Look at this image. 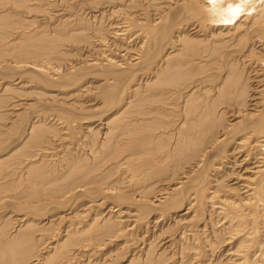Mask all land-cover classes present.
Masks as SVG:
<instances>
[{
	"label": "bare ground",
	"instance_id": "1",
	"mask_svg": "<svg viewBox=\"0 0 264 264\" xmlns=\"http://www.w3.org/2000/svg\"><path fill=\"white\" fill-rule=\"evenodd\" d=\"M55 1L0 0V58L10 56L13 66L23 69L14 71L26 75L28 72L32 79L48 74L46 69H51V62L64 60L66 52H61L64 41L84 42L88 52L83 55L85 63L79 64L102 77H92L96 78L93 86L88 85L89 79H83L86 90L81 89L84 85H77L75 93H65L60 98H54L58 93L48 95V99L59 103L62 112L70 111L76 119L64 124L58 115L60 123L55 114L51 116V104L42 103L41 109L33 111L34 115L26 120L25 134L19 136L22 138L9 142L0 152L3 158L0 164L13 160L3 168L1 176L9 183L17 182L10 198L23 199L32 211L49 206L47 200L51 198L53 204L63 198L67 200L69 195L75 200L82 196L90 198L95 193L100 199L112 197L116 204L107 205L106 214L115 215V219L84 215L96 197L81 203L82 212L76 207L61 209L56 218L66 221L72 217L68 224L71 229L63 224L67 230L63 229L59 238L51 239L45 255H40L41 252L38 255L42 258L36 257L31 262L41 264L42 260L48 264L57 251L64 258L68 256L69 245L73 246V255L96 250L99 256V250L107 244L133 235L132 231L138 229L137 222L139 228L145 229L141 219L147 206H152L170 211V220L177 222L176 238L171 234L169 240L178 242L181 259L173 261L174 251L166 252L172 250L171 243L159 246L167 235L158 241V236L153 237L144 245L146 234L138 237V244L132 248L136 252L128 256L126 264H264V250L258 243L264 238V114L259 108L262 104L264 109V0H60L67 2L68 7L74 2L73 8L80 7V11L72 10L57 19L53 13V17L49 16L47 10L53 2L56 5ZM174 8L181 9L179 21L165 27L164 21ZM33 11L43 13L38 16ZM35 22L36 27H30ZM187 26L198 27L199 36L187 34L190 30ZM88 37L100 39L95 42ZM111 41L116 49L110 48ZM113 50L122 53L117 55ZM94 55L100 56L102 63L94 60ZM3 60L4 65L8 63ZM47 61L51 67L45 69ZM72 66L79 68L76 64ZM100 66L104 68L95 72ZM44 70L47 72L43 73ZM49 75L45 79L51 84L61 81L71 87L77 84V76L71 69L56 70ZM115 77L123 80L119 94H115L112 81L107 85ZM256 78L261 84L258 91L251 88ZM37 79L43 80V76ZM56 86L59 87L58 83ZM38 96V100L45 98V94ZM72 96L93 102L72 105L73 101L65 100ZM256 96L260 97L258 101ZM96 99L100 101L94 106ZM34 104L12 103L9 109L15 107L12 112L19 119L24 109ZM19 105H23L21 111ZM83 113L89 116L83 117ZM64 129L71 130L66 132L67 138L58 134ZM4 142L0 132V144ZM42 144L51 150L47 146L39 148ZM45 149L50 151L48 156L45 151L39 153ZM124 205L135 209L133 227L124 228L125 219H118L119 214L131 215ZM203 213L211 217L202 221L203 229L196 232L189 228L194 233L188 236L186 225L181 227L183 221L196 219L197 225ZM18 219L25 221L22 227L32 225L36 231L48 228L36 227L34 220L24 216ZM31 233L23 232L21 240L16 239L17 245L20 241L21 244L33 241ZM16 241L9 240L6 244L13 247ZM199 241L207 246L206 250ZM128 242L115 243L113 249L127 247ZM9 247L5 245L6 249ZM65 259L69 260V256Z\"/></svg>",
	"mask_w": 264,
	"mask_h": 264
},
{
	"label": "rangeland",
	"instance_id": "2",
	"mask_svg": "<svg viewBox=\"0 0 264 264\" xmlns=\"http://www.w3.org/2000/svg\"><path fill=\"white\" fill-rule=\"evenodd\" d=\"M60 0H56L55 1V3H56V5L59 3V7L57 6L56 7V5H54V2H53V4L47 9V10H50L49 11V16H50V14H54V17H55V15H56V17H55V19H57V18H60V15L61 16H63L64 14H69V13H71L72 12V10H78V11H80V7H77V8H73V3L74 2H71L70 3V1H69V7H68V3L67 2H64V1H60ZM65 3V4H64ZM62 5H63V8L65 7L66 8V10L65 9H63L62 8ZM66 5H67V7H66ZM71 7V8H70ZM54 8V9H53ZM18 10H20L19 8H17ZM16 9V10H17ZM61 9V10H60ZM17 10V11H18ZM57 11H60V12H57ZM37 12H39V15H38V13H36V11L34 12L33 11V14H36V15H38V16H41L42 15V13L43 12H41V11H37ZM180 12H181V9L180 8H174V9H172L171 11H170V13L167 15V19L164 21V24L163 25H165V27H169L170 26V23L171 22H174V21H179V17L181 16L180 15ZM61 13V14H60ZM53 14L51 15L52 17H53ZM63 14V15H62ZM178 14V15H177ZM48 15V14H47ZM81 16V15H80ZM178 16V17H177ZM82 17V16H81ZM29 19H32V18H29ZM80 20H82L81 18H80ZM51 21H53V20H51ZM54 22V21H53ZM60 22V20L59 21H55L54 23H59ZM62 22V21H61ZM63 22H64V20H63ZM66 22V21H65ZM188 22H190V21H187V23ZM25 23L26 24H28V22H26L25 21ZM36 23V22H35ZM32 24L30 27H36V25L38 24V23H36V24ZM67 23H69V22H67ZM29 25V24H28ZM66 27H67V29H68V26H69V24H67V25H65ZM6 27H8V26H6ZM187 27L190 29H187ZM186 28H185V31H188L187 32V34H189L190 36H199V33H198V27H193V28H191V26H187ZM45 29H47V31H50V29L49 28H45ZM187 29V30H186ZM10 30H14V29H12V28H10ZM51 30H52V26H51ZM195 30V31H194ZM194 31V32H193ZM190 32V33H189ZM191 33H192V35H191ZM89 38V40H93V41H97V40H99L98 39V37H88ZM108 40V39H107ZM111 40V39H110ZM243 40H245L246 42L248 41L247 39H243ZM65 43H64V45L63 46H61V52H63V53H65L66 52V54H65V56H64V60L61 62H59L58 63V61H56L55 59H51V60H55L56 62L55 63H53V62H51L52 63V67H51V65H49L48 66V62L49 61H47V66L45 67V69L47 68V67H51V69L50 68H47L46 70L48 71H46V70H44V72L43 73H45V72H47L48 74H45V75H41V74H39V75H41V77L43 76V80L42 79H37V78H41V77H39V75L38 74H36V75H38V77L37 76H34L32 79H33V81H32V79L30 78L29 79V74H28V72H27V75H26V73H22L23 75H25L24 77H23V75L22 74H20V73H18V72H22V70L23 69H19V68H15L14 66H13V64L14 63H12L11 61H13V59L12 60H9L11 57L10 56H6V57H4V58H0V132H1V134H2V136H3V139H5V142L3 143V144H0V152L1 153H3V151L2 150H4L5 149V147L6 146H8V145H10L11 144V142L13 143V141L15 140V139H18V138H22V137H19L21 134H25V129H26V126H27V123H26V120H28L29 119V117H31V116H33L34 114H32V113H34V112H36V111H39V109H41V106H42V103H46L47 105H49V104H51V105H49V106H51L50 107V113L52 114L51 116H54V114H55V118H56V121H58V122H60V120H59V118L60 117H62L61 118V120L63 119V121H64V124H68L67 122L68 121H70V119H76V116L74 115V114H71L70 113V111H69V113L68 112H62L61 110H60V106H59V103L57 102V104H56V102H55V100L53 101V99L52 100H50L51 98H49L48 99V97L49 96H51L52 94H57L58 93V97H54V98H60L61 97V95H64L65 93H69V92H71V93H75V90H76V86L77 85H79V87L80 86H83L84 85V82L87 80V79H89V81H91V82H89L88 83V85L89 86H91V84H92V86H93V84L95 83V82H93L97 77H99V79H100V77H102V76H100L99 74H98V76L97 75H94V73H90L89 71H88V69L87 70H85V69H83V64H79L80 62H83V63H85L84 61H83V59H85V56H83L84 55V52L85 51H87V49H85L84 48V45L86 44V43H84V42H74L73 40H66V41H64ZM112 43H110L109 42V44L111 45L110 46V48L112 47V49H116V44H115V42L114 41H111ZM76 44V45H75ZM78 45V46H77ZM77 47H79L81 50H83V51H81L80 49H77ZM81 47H83V48H81ZM65 48V49H64ZM69 49H71L70 51H69ZM68 50V51H67ZM72 53V54H68V53ZM88 52V51H87ZM113 52L114 53H116L117 55H119V54H121V53H119V51L118 50H113ZM77 54V55H76ZM10 57V58H9ZM95 58H97V60L99 61V62H101V57L100 56H96V55H94V60H95ZM4 59V60H3ZM43 59V58H42ZM2 60L5 62V60H8V63H6L5 65L2 63ZM50 60V61H51ZM67 61L68 62H70V63H67ZM103 61V60H102ZM39 63L41 62L40 61V59H39V61H38ZM2 63V64H1ZM11 63V64H10ZM50 63V62H49ZM102 63V62H101ZM9 64H10V66H9ZM44 64V63H43ZM57 64H58V66H57ZM77 65V66H79V68L78 67H73L72 65ZM55 65H56V67H55ZM68 65V66H67ZM80 65H82V66H80ZM5 66H6V68H5ZM7 66H9L8 68H7ZM64 66L66 67V68H64ZM73 68H72V67ZM62 67V68H61ZM11 68H12V71H11ZM77 68V69H76ZM103 69L104 68V66L103 67H97V68H95V72L96 71H98V69ZM255 68H257V69H255ZM67 69V70H66ZM73 70V72L75 73V75L77 76V84L75 85V84H72V87L71 86H69V84L68 83H65V82H63V81H61L60 83L59 82H55V83H53V84H56L57 85V83H58V86L59 87H57L56 85H53V84H51L50 82L48 83L47 81H48V79H45V78H47L46 76L47 75H49V76H51V74H52V72H56V70H58V72H61V71H69V70ZM254 69L255 70H260L258 67H254ZM18 71V72H15V71ZM51 70V71H50ZM14 72L16 73V74H14ZM18 74V75H17ZM45 76V77H44ZM86 76V77H85ZM97 76V77H96ZM23 77V78H22ZM36 77V78H35ZM90 77V78H89ZM92 77H96L95 79H92ZM20 78V79H19ZM119 78H121V77H115L114 79H109L108 80V82H107V85H111V81H112V83H113V85L116 87V89H115V91L117 90V92L115 93V94H119L118 92H119V89L121 88V86H122V82H123V80H122V78H121V81H120V79ZM28 79V80H27ZM85 81H84V80ZM119 79V80H118ZM31 80V81H30ZM34 80H35V82H34ZM36 80H38V81H40L39 82V84H36ZM60 79H58L57 81H59ZM38 81H37V83H38ZM29 82V83H28ZM30 82H32V83H30ZM43 82H47L46 83V85H45V83H43ZM63 82V83H62ZM80 82V83H79ZM118 82V83H117ZM51 84V85H50ZM253 84V85H252ZM251 84V88H253V89H256L257 88V90L256 91H258V89H260L261 88V84L257 81V78L254 80V83H252ZM254 84H256V85H254ZM4 85V86H3ZM71 85V84H70ZM85 85H86V83H85ZM85 85L81 88L82 90H86V89H84V87H85ZM106 85V86H107ZM6 86H10V87H8L6 90H5V88L4 87H6ZM257 86V87H256ZM107 87H109V86H107ZM119 87V88H118ZM258 87H260V88H258ZM12 90H11V89ZM13 88H14V90H13ZM39 88V89H38ZM56 88V89H55ZM60 88V89H59ZM16 89V90H15ZM37 89H38V92H39V94H38V92L36 93L35 91H37ZM58 89V90H57ZM55 92H53V91ZM41 91H45V92H41ZM48 91V92H47ZM58 91V92H57ZM41 92V93H40ZM50 92V93H49ZM34 93H36L37 94V96L38 95H43L44 96V94H45V98H43V99H41L40 98V100H38L39 99V97L40 96H38V99H36L37 98V96L35 97V94ZM48 93V94H47ZM52 93V94H51ZM60 93V94H59ZM78 93V92H77ZM47 94V95H46ZM91 94H93V93H91ZM49 95V96H48ZM75 95H77V94H75ZM94 95V94H93ZM121 95H125V91H123L122 92V94ZM259 96V95H258ZM258 96H256L255 97V100L256 101H258L259 100V98L260 97H258ZM53 97V96H52ZM74 96H72V97H69V98H66L65 100L66 101H69L70 103L72 102V105L73 104H77L78 102H81V104H83L84 102L87 104L88 102V104H91L92 102L91 101H88V102H86L88 99L87 98H85V97H76L75 96V98H73ZM91 97V96H90ZM73 98V100H71ZM257 98V99H256ZM81 99V100H80ZM87 99V100H86ZM34 101V102H32V101ZM42 100V101H41ZM44 100H46V101H44ZM48 100L50 101L49 103H48ZM75 100V101H74ZM86 100V101H85ZM37 101H38V103H37ZM39 101H41V102H39ZM52 101V102H51ZM84 101V102H83ZM99 99H96V101L94 100V106H96V104L97 103H99ZM255 101V102H256ZM27 102V104H29L30 102L32 103V104H34V105H32V106H29L27 109H24L25 111H23L24 113H23V115H22V117L21 118H16L15 119V115L13 114V108L15 109V107H13L12 109H9L11 106V104L13 103H22V104H25V103ZM55 104V105H54ZM72 105H71V108H73L72 107ZM84 105V104H83ZM21 106H23V105H19L17 108H19L20 107V110L19 111H21L22 110V107ZM25 106V108L27 107L26 105H24ZM54 106H57V108L56 107H54ZM75 106V105H74ZM90 106V105H89ZM260 107V109L262 110V112H263V114H264V109H263V106H262V104H260L259 105ZM262 106V107H261ZM33 107V108H32ZM53 108H55V109H53ZM102 108L104 109V106H102ZM59 110V112H57ZM15 111H17V110H15ZM34 111V112H33ZM73 113H74V111H73ZM32 114V115H31ZM61 114V115H60ZM85 113H83L82 114V116L83 117H86V116H89L88 114L85 116L84 115ZM58 115L60 116V117H58ZM69 115V116H68ZM58 117V118H57ZM263 117H264V115H263ZM58 119V120H57ZM65 119V120H64ZM17 120V121H16ZM68 120V121H67ZM260 121H262V117L260 118ZM15 123V124H10V123ZM26 123V124H25ZM61 123V122H60ZM11 125V126H10ZM13 126V127H12ZM68 126V125H67ZM69 128V127H68ZM11 130V131H10ZM63 131H65V132H63ZM61 130L60 132H62V133H58V134H61V136L64 134L65 135V137L67 138V135H66V132H69V131H71V130H69V129H64V130ZM55 138H57V136L55 137ZM9 142H10V144H9ZM57 143V142H56ZM55 143V144H56ZM31 146V149H32V145H30ZM45 146H47V148H48V150H51L50 148H49V146L48 145H45V144H42L39 148H41V147H44V148H46ZM47 149H45V150H40V152L39 153H41V151H45V152H47V156H48V152H50V151H48ZM59 150H62V147L59 149ZM39 151V150H38ZM0 153V154H1ZM42 154H45V153H42ZM59 155V154H58ZM55 158V156L53 157V158H49V159H54ZM1 160L3 159V158H0ZM44 160H47V158H44ZM13 162V160H7L4 164H0V185H2L1 187H0V263H2V264H10V263H12V264H33L34 262H31V261H33V259L34 258H36V257H38V255H39V253H40V255H45V247H47V245H49V243L51 242V239H55V238H59L60 237V235H62L63 234V229H65V230H70L71 229V227H68V224H69V222L71 221V218L70 219H67L66 221H62V220H58L57 218H56V213L57 212H59L61 209L63 210H65L68 206L69 207H72V208H75V209H82L83 207H81V203H84V202H87L88 201V199L90 200V199H92V198H94V197H96V198H98V199H96V200H92V201H90L93 205H92V208L90 209V208H88L86 211H85V213H84V215L85 216H88V217H90L91 215L93 216V215H98V216H103L104 215V217L105 218H108V216H111V217H109V219H110V221L112 220V219H115L114 218V216L115 215H107L106 213H107V205H112L113 203H115L114 201H113V199H112V197L110 198V196H106V197H103V196H101L102 198L100 199V197L97 195V194H93L90 198H87V197H80L79 199L78 198H75V200H74V198H72V196H70L69 195V198H68V196H66V199L68 200H64L65 198H63L62 199V201L61 200H58V201H56V202H58V203H55V202H53V204H51V202H52V200L51 199H53V198H51V199H49V200H47L49 203H47V204H49V206L48 205H46V207H44L43 206V208L42 207H37V209L36 210H33L32 211V209H31V207H30V205H28V203L26 202V201H23V199H21V198H16V199H13L12 200V197L10 198V195L12 194V192H14L15 190H14V188H13V186H15L16 184H17V182H15V183H9V181H5V180H3V177L1 176V173H3V172H5V170L3 169V168H5L6 166H8L9 164H11ZM3 171V172H2ZM24 185L22 184V187H23ZM128 189V188H127ZM20 191V189L18 190V192ZM2 197V198H1ZM20 197V196H19ZM64 200V201H63ZM59 201H61L62 203L60 204V202ZM95 201V202H94ZM112 201V202H111ZM71 202V203H70ZM75 202V203H74ZM77 202V203H76ZM73 203V204H72ZM100 203V204H99ZM112 203V204H111ZM148 204V202H145V205H147ZM56 204H58V205H60L59 207H58V205H56ZM116 204V203H115ZM62 205V206H61ZM65 205V206H64ZM71 205V206H70ZM75 205V206H74ZM78 205V206H77ZM95 205V206H94ZM52 206V207H51ZM113 206V205H112ZM137 206V205H136ZM49 207H51V208H49ZM66 207V208H65ZM124 207H126L125 205L123 206V208ZM128 207V206H127ZM126 207V208H127ZM138 207V206H137ZM148 208L146 209V210H144L145 211V213L143 214V218L141 219V221H143L141 224H145L144 226H146V228L145 229H141V228H139V222H137V227H138V229L137 228H135L136 229V231L135 230H133L132 232H133V235H131V236H128L126 239H118V241H116V242H113L112 244H107L106 245V247H104L103 248V250H99V256H97L98 254L94 251H91L92 252V255H91V252L90 251H88V252H86L85 254H83L82 252H80V253H78L77 255H73L72 253H73V246H68V248H67V250H69L68 252H67V255L69 256V260H67V259H65L66 257H68V256H66V257H64L63 258V256L61 255V254H59V252L57 251V253L54 255L55 257H52V260H49V262H48V264L50 263V264H59L58 263V261L60 262V260L61 261H63V263L64 264H66V263H69V264H88V261L90 260V262H89V264H126L127 263V260H129V257H130V255L131 254H134L136 251L135 250H133L132 248H134L137 244H138V242H137V240L139 239L138 237H140L141 235L143 236V235H146L147 234V236H145V244L144 245H146V244H148V241H152L153 240V237H156V236H158V238H157V241H158V239H160V238H163V237H165L166 235L168 236H166L164 239H162V243H160L159 244V246L161 247V246H163V245H170L169 243H171L172 244V250L171 249H169V251H166V252H170V251H174L173 253H172V257L174 258V260H173V258L171 259V260H173V261H175V260H177V259H181V254H178V253H181V251L179 250V247H178V242H176L177 244H174V242L173 241H170V240H172L171 238H172V235L175 237L176 235V233L174 232L175 231V229H176V223L177 222H174L173 220H172V218H171V220H170V217H169V215H170V211H168L167 212V210H162V209H160V207H150V206H147ZM130 209H128L127 208V210H125V211H127L128 212V210H129V212L131 213V215L133 214V212H134V214H135V209H134V207H133V209L131 208V207H129ZM46 209V212L48 211V210H50L47 214H45L44 212H42L43 210H45ZM68 209H70V208H68ZM74 209V210H75ZM78 209H77V211H78ZM81 209H80V212H82L81 211ZM40 210H42V211H40ZM63 210V211H64ZM37 211V212H36ZM91 211V212H90ZM163 211V212H162ZM79 212V213H80ZM89 214V215H87V213ZM184 211H181L180 213H183ZM68 213H70V212H68ZM67 213V214H68ZM94 213V214H93ZM136 213H137V211H136ZM158 213H159V215H158ZM28 214V215H27ZM42 214V215H41ZM130 215L129 213L127 214H123V216L122 215H120L119 214V217H118V219H125V223L124 224H127L126 225V227H124V228H127V227H133V226H135V219H136V216L135 215ZM130 215V216H129ZM162 215V216H161ZM22 216H24L25 218L27 217V219L29 218V219H32V223L36 226V227H43V228H45V227H48L47 229H44V231L43 230H40V231H36V228L35 227H32V225H29L28 227L27 226H25V227H22L21 226V224H23V222H25V221H23V222H21L18 218L19 217H22ZM39 216H40V218H39ZM50 218H49V217ZM97 216V217H98ZM49 218V220L48 219H46V218ZM57 219H55V218ZM132 217V218H131ZM152 217H156L155 219L156 220H152L153 218ZM211 216L210 215H206V213H203V215L201 216V217H199V220L200 221H198V223H197V225H196V219H193V220H188L189 218H187L186 220H184L183 221V224H182V226L181 227H184L185 225H186V228L185 229H189V228H193V230L195 229L196 230V232H197V230H198V228L199 229H203V225H202V221L203 220H206L207 218H210ZM164 218V219H163ZM44 219V220H43ZM55 219V220H54ZM212 219V218H211ZM19 220V221H18ZM40 220V221H39ZM72 220H74V219H72ZM150 220V221H149ZM187 220H188V223H189V225L187 224ZM39 221V222H38ZM68 221V222H67ZM140 221V222H141ZM152 221V222H151ZM155 221H156V223H155ZM38 222V223H37ZM43 222H44V224H43ZM46 222H48V223H46ZM49 222H50V224H49ZM55 222V223H54ZM57 222V223H56ZM63 222V223H62ZM146 222V223H145ZM151 222V224H149ZM166 222V223H165ZM168 222V223H167ZM171 222V223H170ZM173 222H174V224H173ZM186 222V223H185ZM40 223V224H39ZM51 223H54V225L52 224L51 225ZM84 223H86V222H84ZM148 223V224H147ZM155 223V224H154ZM46 224H47V226H46ZM66 226L67 225V227H65L64 225ZM132 224V225H131ZM162 224V226H160ZM167 224V225H166ZM169 224H171L170 226H169ZM173 224V225H172ZM195 224V227L193 226ZM26 225V224H25ZM44 225V226H43ZM51 225V226H50ZM57 225V226H56ZM188 225V226H187ZM198 225L200 226V227H198ZM30 226L32 227V228H30ZM50 226V227H49ZM53 226V227H52ZM56 226V227H55ZM160 226V227H159ZM166 226H167V228H166ZM169 226V227H168ZM217 226H218V224H217ZM27 227V228H26ZM56 229H58V230H56ZM156 227V228H155ZM210 227V225L209 224H207V226H206V228L208 229ZM19 228H20V230H19ZM29 228V229H28ZM67 228V229H66ZM170 228V229H169ZM205 228V229H206ZM18 229V231H16ZM28 229V230H27ZM33 229V230H32ZM55 229V230H54ZM155 229V230H154ZM206 229V230H207ZM13 230V231H12ZM15 230V231H14ZM34 230H35V232H34ZM49 230V231H48ZM52 230V231H51ZM145 230H146V232H145ZM194 230V231H195ZM10 231H12V232H10ZM29 231V232H28ZM57 231V232H56ZM59 231L61 232V233H59ZM138 231H139V233H138ZM208 231H209V229H208ZM15 232H16V234H15ZM23 232H27V233H31L32 235H33V237L36 239V242H35V239L33 238V241H31L30 243H23V244H21V241H20V244H19V246L17 245V242L18 241H16V239H20L21 240V235H23ZM145 232V233H144ZM10 233V234H9ZM152 233H154V234H152ZM161 233V234H160ZM194 233V232H193ZM192 233V231L191 230H188V236H190V234H193ZM2 234H4V235H2ZM12 234V235H11ZM137 234V235H136ZM155 234H157V235H155ZM172 234V235H171ZM9 235V236H8ZM15 235V236H14ZM44 235V236H43ZM36 236V237H35ZM43 236V237H42ZM162 236V237H161ZM7 237H8V239H7ZM11 237V238H10ZM15 237V238H14ZM126 237V236H125ZM131 237V238H130ZM70 238V237H69ZM152 238V239H151ZM176 238V237H175ZM37 239H38V241H37ZM39 239H40V241H39ZM129 239H130V241H129ZM170 239V240H169ZM263 240H264V238H262ZM262 239H260L259 241H258V243L260 244V245H262L261 246V250H264V241L262 240ZM7 240V241H6ZM10 240V242L11 243H13V241L15 240L16 241V244H14V246L12 247V245H9L8 244V246H10L9 248H5V245H6V247H8L7 246V242ZM71 239H69V241H70ZM6 241V242H5ZM122 241H129L128 242V244L126 245L127 247H124V248H122V249H117L116 250V248L115 249H113L114 248V245L113 244H115V243H122ZM156 241V242H157ZM170 241V242H169ZM4 242H5V244H4ZM33 242H35V243H33ZM155 242V243H156ZM9 243V242H8ZM32 243V244H31ZM131 243V244H130ZM199 243H200V247L202 248L203 247V249H205L206 250V248L205 247H207V246H204L200 241H199ZM34 244V245H33ZM38 244V245H37ZM130 244V245H129ZM157 244V243H156ZM156 244H154V245H156ZM163 244V245H162ZM201 244L203 245V246H201ZM16 245V246H15ZM23 245V246H22ZM31 245V246H30ZM36 245V246H35ZM129 245V246H128ZM177 247H176V246ZM50 246V245H49ZM175 246V247H174ZM2 247L4 248V249H2ZM27 249H26V248ZM31 247V248H30ZM35 247H37L36 249H35ZM228 247V245H226V246H223V247H221V250L222 249H225V248H227ZM71 248H72V250H71ZM118 248H119V246H118ZM130 248H131V250H130ZM170 248H171V246H170ZM6 249V250H5ZM9 249V250H8ZM20 249H21V251H20ZM25 249V250H24ZM11 250V251H10ZM49 250V249H48ZM110 250H112V251H110ZM133 250V251H132ZM176 250V251H175ZM9 251V252H8ZM13 251V252H12ZM17 251V252H16ZM51 251V250H50ZM103 251V252H102ZM147 250H145V252H146ZM180 251V252H179ZM8 252V253H7ZM110 252V253H109ZM113 252V253H112ZM155 252H158L157 251V246H156V249H155ZM166 252H165V254H166ZM221 252V251H220ZM6 253H7V255L9 256H7L6 255ZM11 253H14L13 255L11 254ZM15 253H17V254H15ZM70 253L74 256L73 257V259L75 258V260H73L72 261V259H71V257H72V255H70ZM90 253V254H89ZM103 253V254H102ZM167 253V254H168ZM175 253V254H174ZM4 254V255H3ZM10 254V255H9ZM20 254V255H19ZM88 254L90 255V256H88ZM94 254L96 255V257L94 256ZM111 254H112V256H111ZM221 254H222V252H221ZM225 254V253H224ZM223 254V255H224ZM3 255V256H2ZM17 255H18V257H17ZM26 255V256H25ZM60 257H59V256ZM180 255V256H179ZM14 256H16L15 258H14ZM78 256H80L79 258H78ZM101 256V257H100ZM129 256V257H128ZM6 257V258H5ZM87 257V258H86ZM99 257V258H98ZM16 258H17V260L18 259H20V261L18 260V263L17 262H15V260H16ZM38 258H42L41 256H39ZM62 258V259H61ZM79 260H78V259ZM90 258H92V259H90ZM104 258V259H103ZM127 258V259H126ZM143 258V257H142ZM223 258V257H222ZM9 259V260H8ZM13 259V260H12ZM60 259V260H59ZM111 259V260H110ZM113 259V260H112ZM30 260V261H29ZM67 260V261H66ZM11 261V262H10ZM14 261V262H13ZM85 261V262H84ZM94 261V262H93ZM20 262V263H19ZM23 262V263H22ZM28 262V263H27ZM36 262V261H35ZM39 262H41V264H47V262H45V261H42V260H40ZM66 262V263H65ZM61 264H63L62 262H60ZM170 263V262H169ZM37 264H39V263H37ZM195 264H198V262L197 263H195Z\"/></svg>",
	"mask_w": 264,
	"mask_h": 264
}]
</instances>
